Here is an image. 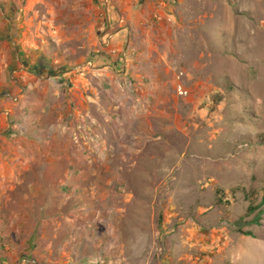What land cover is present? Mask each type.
Returning <instances> with one entry per match:
<instances>
[{"label":"rangeland","instance_id":"obj_1","mask_svg":"<svg viewBox=\"0 0 264 264\" xmlns=\"http://www.w3.org/2000/svg\"><path fill=\"white\" fill-rule=\"evenodd\" d=\"M165 1L0 0V264H264V0Z\"/></svg>","mask_w":264,"mask_h":264},{"label":"crops","instance_id":"obj_2","mask_svg":"<svg viewBox=\"0 0 264 264\" xmlns=\"http://www.w3.org/2000/svg\"><path fill=\"white\" fill-rule=\"evenodd\" d=\"M166 2L165 0H105L103 13H101L103 27L101 29L103 30L102 34H104V37L113 38L112 42L114 41V45L106 55L100 54L98 56L99 64L109 65L114 59V65L122 63L121 54H126L131 47L128 40L131 27L134 28L140 19L144 21L149 13L154 14L155 9L156 13L161 15V6H164ZM122 22H125V24L121 26ZM114 27L115 31H113ZM124 36L126 39L122 42ZM120 44L122 45L121 54H117L118 50L116 47ZM54 95H57V93H54ZM49 113L50 111L48 110L47 114ZM38 131H42L41 128ZM44 137L48 138L49 135L47 134Z\"/></svg>","mask_w":264,"mask_h":264},{"label":"trees","instance_id":"obj_3","mask_svg":"<svg viewBox=\"0 0 264 264\" xmlns=\"http://www.w3.org/2000/svg\"><path fill=\"white\" fill-rule=\"evenodd\" d=\"M217 202L220 203V199L219 198L217 199ZM249 209L252 210L253 208H249Z\"/></svg>","mask_w":264,"mask_h":264},{"label":"bare ground","instance_id":"obj_4","mask_svg":"<svg viewBox=\"0 0 264 264\" xmlns=\"http://www.w3.org/2000/svg\"><path fill=\"white\" fill-rule=\"evenodd\" d=\"M256 254V253H255Z\"/></svg>","mask_w":264,"mask_h":264}]
</instances>
